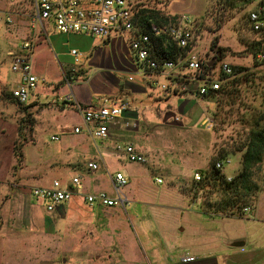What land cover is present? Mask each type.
<instances>
[{"label":"rangeland","instance_id":"1","mask_svg":"<svg viewBox=\"0 0 264 264\" xmlns=\"http://www.w3.org/2000/svg\"><path fill=\"white\" fill-rule=\"evenodd\" d=\"M133 4H142L164 13L169 9L188 15L195 24L190 51L198 54L214 78L220 76V61L244 68L241 75L224 81L222 85L229 84L231 88L220 97L206 98L196 92L197 98H206L212 104L213 108L206 111L207 117L213 118L211 129L204 128L201 125L203 118L199 119L205 114L204 106L197 110L193 122H186L183 119L187 116L180 110L183 102L179 103L181 96L172 95L169 103L151 105L155 113L158 107L163 110L162 119L138 122L137 128H127L125 131L127 139L141 142L144 148L142 154L147 161L131 164L126 157L124 161L117 160L118 164L130 163L128 165L133 173V178L128 177V185L122 189L127 197L124 216L129 227L125 223L123 226L125 232H129V229L132 231L137 248L148 263L155 230L183 228L188 223V216L195 215L185 212V205L192 202L205 205L223 196L217 192H207L204 187L208 185L207 180L196 184L193 179L196 171L209 173L212 159L220 152L224 158L218 161L225 162L224 172L227 176L234 178L243 170L244 152L237 149L246 140L254 120L264 118V57L260 58L264 53V32H254L248 21L247 14L256 8V1L243 9L231 8L227 0H133ZM28 9L33 11V6L29 4ZM0 27L6 48H12L14 43L8 45V42L14 38L7 37L8 27L4 23H0ZM20 42L21 39L15 41L16 45ZM218 51L222 56L215 61ZM213 61L214 65L209 66ZM167 78L162 75L159 79L160 94L165 91L162 85L172 87ZM175 91V94L187 93V90ZM203 104L207 105L205 102ZM57 109L44 110L38 126L33 114L26 115L20 124L15 123L14 132L20 133L17 139H0V230L9 234L19 231L45 232L43 240L21 241L27 248L39 249L33 257L37 264L41 260L53 264H78V256L72 253L77 248L81 259L86 261L89 258L91 264H121V261L124 262L120 239L122 229L116 213L111 210L100 212L97 208L91 211V207L85 203L86 212L80 211L79 216L74 217L68 210V214L64 215L66 218L59 220V217L54 219L49 216L51 213L43 211L41 206L44 207L45 202L31 196L33 187L48 186L55 179L68 180L75 174L83 173L76 166L93 154L72 158L63 150L66 145L75 149L74 144L79 139H87L93 152H97L104 141L91 137L87 130L71 132L70 129L82 118L66 117L64 113L60 114L61 108ZM52 114H60L59 120L47 123L46 118ZM263 123L264 119L261 121ZM53 135L60 136V140H53ZM97 174L104 176L102 191L115 197L116 190L110 173L101 169ZM156 176L161 177L164 183L155 182ZM251 180L262 189L258 197L264 211V161L253 170ZM26 205L30 206L26 208ZM208 212L213 210L208 209ZM33 216L42 218L44 226L38 228V225H34L31 221ZM139 218H143V224ZM151 228L155 229L151 231ZM22 243L18 245L22 246ZM32 253L28 250L26 259Z\"/></svg>","mask_w":264,"mask_h":264},{"label":"crops","instance_id":"2","mask_svg":"<svg viewBox=\"0 0 264 264\" xmlns=\"http://www.w3.org/2000/svg\"><path fill=\"white\" fill-rule=\"evenodd\" d=\"M29 4L33 6L32 0H0V11L13 18L12 24H7L4 20L0 23L8 27L7 37L14 38L9 40L10 43L8 42V45H11V42L14 43L12 48H6L3 42L4 36L0 34V139H17L20 133L15 134V123L17 121L20 124L26 115L33 114L37 120L36 126L41 122V113L49 109L61 108L60 114L64 113L66 117L80 116L82 118L78 105L81 107L97 106L104 100H108L109 103L128 100L131 106L125 111L123 119L143 123L162 119L163 110L158 107L157 114L152 106L156 103H169L172 95L181 96L179 103L183 102L180 104V110L187 116L183 119L186 122H193L200 107H205V114L199 118L203 120L208 115L206 111L213 108L206 98H197V86L195 85H190L188 88L190 92L187 91L184 94H175L173 86H170L168 91H162L161 94L158 92L160 77L163 75L167 78V76L146 71L142 63L138 61L130 46V41L137 31L114 32L107 39L80 33L64 34L57 31L51 21L33 22V11L28 9ZM166 14L176 16L183 13L168 9ZM196 27L198 28V25ZM17 39H21L18 45L15 43ZM25 42L32 44L30 54L34 73L46 79L47 83L40 84L32 92L28 103L20 104L12 94L20 83V75L11 70L10 53L23 52L22 47ZM74 49L79 52L77 57L72 54ZM186 72L185 69L181 71V73ZM67 77H72L71 86L66 82ZM168 80L171 83L174 82V79L169 78ZM69 94H72L73 101L65 103L64 99ZM202 101L207 105H204ZM168 113L167 111L166 116ZM60 114H52L46 118V122L58 121ZM82 121L76 123L75 126H80L82 131L87 130L88 132ZM59 127L65 129L63 125ZM125 131L126 129L123 128L111 127L109 137L104 139L97 152H93L87 139H79L74 144L75 149L67 145L63 148L72 158L82 157L89 153L93 155L87 161L81 162L80 166H76L81 168L83 173L73 176L81 177L82 192L71 201L58 206L56 211L49 216L54 219L59 217L60 220L66 218L64 215L68 214V210L74 217L79 216L80 211L86 212L87 205L84 195L102 191L101 183H103L104 176L97 174L101 169L109 172L111 178L114 172H121L127 178H133L128 165L131 162L117 163V160L124 161L126 157L124 152L117 149V145L131 144L140 154L144 148L138 139H127ZM91 161L98 163V170L93 171L88 168L87 165ZM62 183L70 185L71 179L62 180ZM259 197L256 204L249 207L248 212L243 210L242 216H227L214 211L210 213L200 202L185 205L183 210L195 215L188 216V223L183 228L173 227L162 229L160 232L158 229L155 230L154 241L150 244L151 252L148 263L144 260L142 252L138 250L132 231L129 229V232H125L124 223L129 227L124 216L126 207L88 205L91 211L95 208L100 212L111 210L119 216L122 229L120 232L121 255L124 258L121 264H264V211ZM29 206L26 205V208ZM41 207L45 213L50 214L45 206ZM34 211L37 212V209ZM31 221L34 225H38V228L44 226L43 219L38 216L31 217ZM139 221L143 224V218H139ZM152 229L155 228H151V231ZM45 237V232L39 231H19L9 234L8 231L0 230V264H37L33 257L39 249L29 246L27 248L21 241L43 240ZM18 241L22 243V246L18 245L20 244ZM235 242L244 244L234 246ZM28 250L33 253L26 259ZM78 250L77 248L72 252L78 256L76 257L77 263L91 264L89 258L86 261L81 259ZM187 252L196 258L194 262H182L181 258ZM48 263L53 264L50 261Z\"/></svg>","mask_w":264,"mask_h":264},{"label":"built area","instance_id":"3","mask_svg":"<svg viewBox=\"0 0 264 264\" xmlns=\"http://www.w3.org/2000/svg\"><path fill=\"white\" fill-rule=\"evenodd\" d=\"M257 6L248 12V21L254 32H264V0H256ZM33 22L51 21L57 31L70 34L80 33L98 37L109 38L114 32L123 33L126 31H137L133 21V0H32ZM7 24L13 23V18L9 14L0 11V21ZM194 25V26H193ZM195 24L186 14L176 15L174 22L164 25L152 23L148 32H135L130 46L138 61L142 63L148 72L164 74L174 79L173 89L188 91L190 85L197 86V93L200 96L209 95L210 92L219 91L223 87L224 81L242 73H237L234 66L225 62H219V78H214L209 72V67L204 65L196 52L190 51V45L194 38L193 30ZM152 37L166 38L175 43L177 47L186 51L184 56H179L177 60L158 59L153 53ZM23 52H11V70L20 75V83L12 92L13 97L20 103L29 102L31 94L40 84H45L46 79L38 77L33 71L30 49L32 44L25 42ZM72 54L77 57L79 52L74 49ZM264 57L260 55V58ZM186 73H181L182 70ZM179 80V81H178ZM66 82L71 86L72 77H67ZM164 90H169L167 85H162ZM73 101L72 94L65 97L64 102ZM128 100L117 103H109L104 100L97 106L81 107L78 105L83 122L85 123L91 137L107 139L111 127L115 128H137L138 121L123 119L124 113L130 108ZM201 125L206 129H211L213 118L206 117ZM71 132L81 133L82 127L74 126ZM52 139L60 140V136L53 135ZM117 149L124 152L127 159L134 163H145L146 157L136 151L131 144H119ZM88 168L96 171L99 166L96 162H89ZM216 168L222 173L225 169V162L218 161ZM195 183L203 180L202 172L196 171L193 175ZM232 176H227L231 181ZM155 181L164 183L161 177ZM112 182L116 190V196L112 197L104 191L95 194H85L84 201L89 205L100 204L104 207H125L127 197L123 195L122 189L128 185V178L124 173L117 172L112 177ZM264 189V182H263ZM83 190L82 179L75 176L71 179L70 185H65L62 181L53 180L48 186H37L31 190V196L35 200L45 202V209L48 213L56 211L58 206L71 201ZM244 212L250 210L245 207ZM183 263L194 262L196 258L190 253H185L181 258Z\"/></svg>","mask_w":264,"mask_h":264},{"label":"trees","instance_id":"4","mask_svg":"<svg viewBox=\"0 0 264 264\" xmlns=\"http://www.w3.org/2000/svg\"><path fill=\"white\" fill-rule=\"evenodd\" d=\"M256 0H227L231 8H245L248 4ZM134 24L138 33L148 32L150 25L156 23L164 25L173 23L175 16L164 13L161 10H155L145 5H135L133 7ZM248 16V14H247ZM154 55L160 59L177 60L179 56H184L186 51L180 49L175 43L170 42L166 38L152 37ZM264 54V53H263ZM237 73H243L244 68L234 66ZM231 86L225 85L219 91L210 92L209 95H204L206 98L220 97L230 90ZM264 105V102H263ZM264 118L254 120L252 128L247 134L246 140L239 145L237 151H243V170L235 175L231 180H227V175L216 168V163L219 159L224 158L223 153L217 154L212 159L211 170L203 174V181L207 180V192L220 193L222 197L216 201L205 203L207 209L213 210L215 213H221L227 216L241 215L245 207L254 206L257 202L260 191V186L254 184L251 180L253 170L260 166L264 161V123L261 121ZM19 154L20 151H19ZM201 182L196 184H201ZM210 185V188H208Z\"/></svg>","mask_w":264,"mask_h":264},{"label":"water","instance_id":"5","mask_svg":"<svg viewBox=\"0 0 264 264\" xmlns=\"http://www.w3.org/2000/svg\"><path fill=\"white\" fill-rule=\"evenodd\" d=\"M221 56H222L221 52L218 51L215 61L221 59ZM215 61L209 63L208 65H209V66H213ZM243 244H244V243L235 242L233 245H234V246H241V245H243ZM41 264H49V263H48L47 261H43V262H41Z\"/></svg>","mask_w":264,"mask_h":264}]
</instances>
